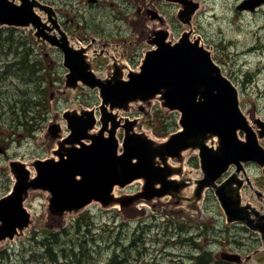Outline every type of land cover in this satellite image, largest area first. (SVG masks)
<instances>
[{
    "label": "water",
    "instance_id": "1",
    "mask_svg": "<svg viewBox=\"0 0 264 264\" xmlns=\"http://www.w3.org/2000/svg\"><path fill=\"white\" fill-rule=\"evenodd\" d=\"M176 1L183 4L182 0ZM260 1L252 0L251 5ZM194 11L186 13L189 30L177 40L167 38L162 31L153 34L146 30L142 35L139 28L141 40L154 45L145 50L138 66L130 68L122 60L123 53L115 58L105 43L101 42L97 52L93 43L82 45L67 36L56 23L51 7L37 0H0V25L27 27L30 37H36L44 51L59 47L67 69L63 92H74L83 84L97 88L100 100L98 118L95 107L72 106L63 111L69 130L66 136L54 112L42 135L49 146L57 145L50 157L9 161L14 184L11 192L0 198L1 243L18 237L30 225V212L24 202L32 190L46 192L47 220L60 224L66 215H75L92 201L103 207L118 205L126 215H133L142 203L153 207L181 205L199 211L204 190L211 188L227 222H243L260 234L263 245L245 257L249 264H258L252 258L264 254V220L251 218L237 205L244 199L240 189L245 182L256 201L254 204L248 198L245 204L258 206V211L264 206V193L254 189L243 168L251 160L264 166V148L259 145L264 122L242 113L236 87L222 74L201 39L190 37ZM45 13L57 32L43 24ZM69 42L74 46L72 51ZM102 54L109 57V62L103 72L97 73L91 61ZM155 100L166 111L180 114L179 129L164 139L152 136L143 127ZM129 110L140 111L142 116L130 119L122 114ZM120 128L121 142L117 137ZM191 153L198 156V176L184 165ZM28 165L34 167L33 172ZM230 165L235 170L217 183ZM240 173L245 178H239ZM135 180L141 183L138 191L115 194L116 187L123 188ZM228 185L227 194L224 187ZM164 197L169 200L163 201ZM221 256L238 258L234 253Z\"/></svg>",
    "mask_w": 264,
    "mask_h": 264
},
{
    "label": "rangeland",
    "instance_id": "2",
    "mask_svg": "<svg viewBox=\"0 0 264 264\" xmlns=\"http://www.w3.org/2000/svg\"><path fill=\"white\" fill-rule=\"evenodd\" d=\"M121 0H104V4L101 2L92 10H99L101 17L104 20L101 23V26L109 31L110 35H118L123 29H125L124 22L118 20L119 15L117 14L121 10L118 9L117 3ZM213 6L217 9L210 10L211 13L206 16L204 19V30L206 31L207 41L204 39L207 45L214 48V54L216 55L219 65L222 67V72L230 77L232 82L235 85H238L240 88V83L245 85V88L242 90L241 104L244 102L247 104L256 103L258 104V109H261V113L264 114V31L257 30V35L252 36V30H256L258 24L264 21V14L260 17H252L247 13L240 14L239 11L234 9L235 0H212ZM219 7V8H218ZM215 12V15H212ZM47 14L43 16V23L47 27H50V21L47 18ZM118 16V17H117ZM2 30L0 29V73L5 69V66L12 63V60H23L27 63L33 62V59L39 57V50L37 48L31 47L30 44L23 42L24 38H21L23 32L19 30ZM52 31L57 32L56 28L53 27ZM120 35V34H119ZM17 37V38H16ZM15 38L18 41H13ZM7 40L14 44V48L17 50V55L4 54V51L8 49L6 46ZM256 42L258 48L250 50V46L255 45ZM146 45H127V46H110L107 47L108 51L112 53L115 58H121L123 52L128 53V58L126 59L127 63L131 67L136 66L139 63L141 58L142 50L147 49ZM96 49L98 47H95ZM53 50V49H52ZM50 51L49 54L60 55L61 52ZM99 49H97V52ZM62 59V58H61ZM123 62L125 58H122ZM109 57L105 55L94 59L95 72H103L105 65L108 63ZM50 68V66H48ZM59 69V76L54 84L50 83L49 75H45L48 79H45V91L46 98L49 99L46 103H41V95L34 88L32 81L27 78V75L22 79H12L11 77L0 78V97H3L1 102H4L6 97L5 95L10 94L12 101L21 100L23 92L26 97L27 105L29 106L27 112L28 123L31 122L32 133H24L19 130H15L12 126V120L10 117L11 108L14 106V103H10L9 106L6 105L4 108L0 107V147L6 149L5 152H0V196L5 194L11 185V177L7 171V160L9 158H22L27 159L31 157H45L50 154V148L46 146L40 139V133L44 128L47 120L50 119L54 112L61 113L62 110L72 106L79 105H94L99 103V99L96 93V90H90L88 88H81L76 92H71L66 90L63 92V74L66 72L64 66ZM28 72V69L26 70ZM52 68L48 71L51 73ZM29 73V72H28ZM51 94V96H50ZM30 96L32 100H35L37 103L34 104L30 102ZM247 102V103H246ZM156 105V104H155ZM154 105V106H155ZM243 105V104H242ZM251 106L247 105V108ZM27 108V107H26ZM5 110L6 115L3 118V112ZM31 110V111H30ZM166 120V114L163 112ZM176 116L172 115L167 120L171 122L169 130H174L178 127ZM32 117V118H31ZM153 117V118H152ZM157 120V123H156ZM174 120V123L172 122ZM160 122V119L154 111L150 117V120L146 122L145 127L149 128L152 133L158 135L155 132L156 124ZM16 135H12V134ZM241 134V133H240ZM198 166L194 168L195 175ZM248 174L253 179H262L260 171H258L254 166L250 167ZM242 178L243 174L241 173ZM262 187L260 181L255 183L253 186L254 189ZM257 188H256V187ZM264 187V186H263ZM135 186H132L130 189H135ZM251 188V187H250ZM250 188L244 190L246 194L245 200L242 201V204L246 205L245 202L250 196ZM119 193L121 191H118ZM249 195V197H247ZM31 198L28 200L27 204L30 206L34 213V222L31 229L40 230L44 228V207H43V194L42 192H32ZM244 197V196H243ZM264 197V195H263ZM207 200V201H206ZM206 203L204 205V213L197 215L196 213H190L185 211L182 208H173V207H164L158 208L155 210V215L152 214L147 217L146 220L149 222L148 226L141 227L139 223L144 220L146 217H138V219L132 222L131 219H123L122 215L117 214L115 208H110L106 210L100 209L96 204H92L89 208L83 213L80 220H84L81 223H85L86 220H89L88 224L81 225L80 231L72 228V225L67 227V234H62L59 242L60 248L64 246L69 249L74 246V244L80 239L87 246L88 251H85L82 255H77L76 257L65 259L61 257L56 264H100L103 262L104 258L107 256V252H112L113 249L116 250L123 246H128L132 238H139L141 234V243L140 245H145L150 247L151 253L153 255L160 256V259L167 258L169 264H191V260L188 259L190 251L195 249V245L192 242L184 241L177 244H169L167 242L177 241L179 237L178 232V223H183L182 225L186 228V232L189 233L191 228H194L191 234L193 240L197 243V246H200L205 249H213V251L219 250L222 248L218 246V240H224L226 234L224 233L220 237L218 231H212L213 225L221 223L217 221L218 211L216 208V203L214 197L206 198ZM254 204L256 201L254 197L251 199ZM258 205V204H257ZM258 208V206H257ZM259 209V208H258ZM262 215L264 212L263 206L260 209ZM263 211V212H262ZM117 212V213H116ZM87 217L89 219H87ZM167 220H169L167 222ZM176 221L178 223L171 224L170 221ZM68 225L69 218L65 220ZM215 224V226H217ZM198 225H202L204 228L202 236H198ZM208 226V229L205 228ZM186 234V233H185ZM33 232H29L26 237L23 239L12 242L8 248V254L5 258L7 260L6 264H43L41 262L36 263L35 255H32V252L36 249V240L32 239ZM246 236L243 238V242H246ZM128 236H130L128 238ZM140 243V240H137ZM167 241V242H166ZM8 246V245H6ZM259 246V245H258ZM226 249H231L232 247L223 246ZM2 248V247H0ZM58 249L61 252V249ZM134 247H128V250H133ZM235 250V249H234ZM243 252L247 251L244 248L241 249ZM136 251V247H135ZM250 252V251H248ZM89 254V255H88ZM163 255V256H161ZM148 257L147 260L142 261L140 264H147L152 255L146 254ZM186 256V259H185ZM82 258V259H81ZM257 256H254L252 259L256 261ZM63 259V260H62ZM50 258L47 257L46 261L49 262ZM136 260V259H135ZM260 264H264V256L260 258ZM125 260L118 263L124 264ZM50 264V262H49ZM55 264V263H54ZM218 264H223L219 262ZM229 264V263H226Z\"/></svg>",
    "mask_w": 264,
    "mask_h": 264
},
{
    "label": "flooded vegetation",
    "instance_id": "3",
    "mask_svg": "<svg viewBox=\"0 0 264 264\" xmlns=\"http://www.w3.org/2000/svg\"><path fill=\"white\" fill-rule=\"evenodd\" d=\"M45 6L52 5L53 16L55 17L58 26L66 33L67 36H73L76 38L82 45H87L93 43V47L100 46L101 42L105 43L107 46H135L141 45V34L138 28L139 25L147 27L152 31L153 34H158L160 31L166 32L167 38L170 37L169 32L174 34L175 30L181 29L180 18H176V10H178V5L171 0H121L118 3V9L121 10L117 14L119 15L118 19L124 22L125 26L129 27L126 31H123L120 35H110L109 31L101 26L104 18L101 17L99 10H92L95 5H98L99 2L104 4V0H41ZM204 3L206 2L203 0ZM238 2V1H237ZM236 2V3H237ZM208 4V2H207ZM184 10H186V1L184 4ZM237 10L236 8H234ZM262 6L256 9H253L255 13L257 10H262ZM204 10V8H203ZM202 10V11H203ZM198 12L195 15L193 26L194 31L199 33L203 32L201 24H204V19L206 17L207 11ZM246 11V10H245ZM240 11V12H245ZM250 12V11H246ZM46 15L43 14V16ZM48 15V14H47ZM186 20V17L183 18ZM186 28V26H185ZM142 35H144L145 30L141 29ZM144 44L146 42H143ZM124 54V53H123ZM97 59V58H96ZM60 69V67H59ZM58 69V70H59ZM251 163L247 164V169L250 168ZM235 166L231 165L228 171L219 179V183L225 178L227 173H231L235 170ZM245 168V166H243ZM246 175V174H245ZM247 176V175H246ZM239 178H245L241 173ZM261 182L262 187L255 186L257 190L262 189L264 191V176L262 179H254L252 185ZM250 188L249 184L245 182L241 186V193L244 198V190L247 192V188ZM211 196L214 195L215 203L219 212H222L220 203L217 196L213 192H210ZM249 197V195L247 196ZM245 200V199H243ZM264 209V206H263ZM237 225V224H235ZM241 228L234 232V235H228L225 232L220 234H226V238L231 239L229 246L232 249L243 252L241 249L244 248L247 253H253L256 248L263 245L261 241L260 234L246 228L244 225L240 224ZM246 242H243L244 236H246ZM259 245V246H258ZM250 251V252H248ZM246 252H244L245 254ZM261 256L256 258V261L260 264ZM245 264V263H243Z\"/></svg>",
    "mask_w": 264,
    "mask_h": 264
},
{
    "label": "trees",
    "instance_id": "4",
    "mask_svg": "<svg viewBox=\"0 0 264 264\" xmlns=\"http://www.w3.org/2000/svg\"><path fill=\"white\" fill-rule=\"evenodd\" d=\"M24 37L25 35L23 34L21 38H24ZM15 61H18V60H15ZM23 65H27V63L24 62ZM2 66H6V65H2ZM40 95L41 97H44V92H40ZM3 97H0V100H2ZM5 97H6L5 101L0 103L1 108H4V106L6 105L9 106L10 103H14V101H12V99L10 98V94L5 95ZM31 97L32 96H30L29 101L36 104L37 102L35 100H32ZM45 98H46V95L44 98H41V103H40L41 105L42 103H44ZM14 104L15 105L12 106L11 108L12 111L10 113V117L12 120V126L18 125V127H20L21 125H24L27 128L28 119H27L26 114L28 112L29 106L27 105L24 92H23L22 99L16 100ZM2 114L4 118V116L6 115L5 110ZM162 129H165L164 125L162 126ZM77 229L78 231H80L81 225H78ZM44 232L46 233V236L43 235L44 237H40V238L35 237L36 238V249L32 252V255H35L34 260L37 261L36 263L41 262L43 264H49L50 262V264H54V263L56 264L58 260L61 259L62 256L65 257L66 260H68V258H72L73 256L76 257L77 255H82L83 253H85V251H88L87 246L80 239H78V241L74 244V246L70 247L69 249L65 248L64 246L60 248V242H59L60 236L57 235V232L54 233L49 230H45ZM59 248L61 249L60 250L61 252L58 251ZM112 252H113L112 255L115 257L116 253H118L119 250L116 249ZM5 253H6L5 249H0V264H6L7 262L5 258L8 256ZM109 253L110 252H107V255ZM47 257H50L49 262L46 261ZM200 258L201 259H197L196 264H202L203 260L206 262V259H210V256H208L207 253H204Z\"/></svg>",
    "mask_w": 264,
    "mask_h": 264
},
{
    "label": "bare ground",
    "instance_id": "5",
    "mask_svg": "<svg viewBox=\"0 0 264 264\" xmlns=\"http://www.w3.org/2000/svg\"><path fill=\"white\" fill-rule=\"evenodd\" d=\"M42 21H43V20H42ZM43 24L45 25V27H47L45 23H43ZM50 28L52 29L53 26L51 25ZM67 44H68L67 46L69 47L70 51H72V50L74 49L73 44H71L70 42L67 43ZM256 47H257V46L254 45V46H252V47L250 48V50L252 51V50H254ZM224 192L227 193V194H228V192H230V186H229V185L226 186V187H224ZM246 193H247V192H246ZM245 196H246V194H245ZM227 199H228L229 201H231V199H230L229 197H228ZM235 205H237V204L235 203ZM237 206H239V209H241V210H247V211H248V215L251 216V218L256 219L255 217H258V219H262V220H259V221H261V222L264 220V216H262L261 211H258L256 207H251V206H248L247 204L244 205V204H242V203H241V205L238 204ZM245 206H248V209H246ZM237 208H238V207H237ZM123 255H124V259L127 260V261H129L130 258H131V251L128 250L127 247H125L124 250H123Z\"/></svg>",
    "mask_w": 264,
    "mask_h": 264
}]
</instances>
